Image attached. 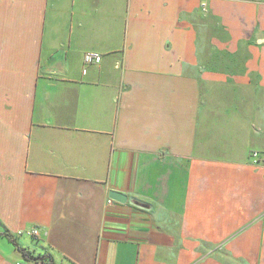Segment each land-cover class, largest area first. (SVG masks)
Segmentation results:
<instances>
[{
    "label": "crops",
    "instance_id": "crops-1",
    "mask_svg": "<svg viewBox=\"0 0 264 264\" xmlns=\"http://www.w3.org/2000/svg\"><path fill=\"white\" fill-rule=\"evenodd\" d=\"M0 233L54 264H264V0H0ZM0 264L46 263L0 235Z\"/></svg>",
    "mask_w": 264,
    "mask_h": 264
},
{
    "label": "built area",
    "instance_id": "built-area-1",
    "mask_svg": "<svg viewBox=\"0 0 264 264\" xmlns=\"http://www.w3.org/2000/svg\"><path fill=\"white\" fill-rule=\"evenodd\" d=\"M102 54L96 51H87L84 53L83 56V60H84V65L85 67H87L88 65H92V64H100L102 62ZM84 72H86V69L84 70ZM262 154L258 151H251L250 153V159L252 161V163H259L261 161V157ZM111 201V200H109ZM19 234L22 233V231L18 232ZM28 234L34 236V237H38L39 236V230L37 228H33L31 229Z\"/></svg>",
    "mask_w": 264,
    "mask_h": 264
},
{
    "label": "trees",
    "instance_id": "trees-1",
    "mask_svg": "<svg viewBox=\"0 0 264 264\" xmlns=\"http://www.w3.org/2000/svg\"><path fill=\"white\" fill-rule=\"evenodd\" d=\"M0 235L7 236L10 239V241L20 250V252H22L24 257H26L28 259L32 258V259H36V260H42L46 264H54L53 258H52V256L50 254H45V255L38 256V257H34L30 251L20 247L19 244L15 241V239L10 234H8V233H0Z\"/></svg>",
    "mask_w": 264,
    "mask_h": 264
},
{
    "label": "water",
    "instance_id": "water-1",
    "mask_svg": "<svg viewBox=\"0 0 264 264\" xmlns=\"http://www.w3.org/2000/svg\"><path fill=\"white\" fill-rule=\"evenodd\" d=\"M110 197L112 199H115L118 201H123V202L126 201V199H127V196L124 193H122L116 189L111 190Z\"/></svg>",
    "mask_w": 264,
    "mask_h": 264
}]
</instances>
